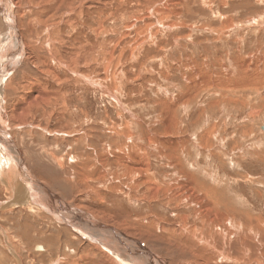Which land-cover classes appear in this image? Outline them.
Listing matches in <instances>:
<instances>
[{
  "label": "bare ground",
  "instance_id": "6f19581e",
  "mask_svg": "<svg viewBox=\"0 0 264 264\" xmlns=\"http://www.w3.org/2000/svg\"><path fill=\"white\" fill-rule=\"evenodd\" d=\"M24 1L26 2L25 6L22 7L19 5L20 3H18L19 0H0V23L5 25L6 28L4 32L0 31V184L4 185L7 190L5 191L11 195V203L5 206L0 205V209L10 208L9 206H24L30 209L33 205L38 206L40 207L39 209L42 210L43 208V210L48 212L59 222L71 224L78 233L84 235L86 238L91 236L92 239L90 240L98 243L100 247L102 246L105 249H109L112 248V246H109L112 244L114 248V245L118 243V246L120 245L123 254L126 256L125 259V257L115 254L116 252H120L119 250L114 249L110 251L109 249L107 251L110 256L90 255L83 257L82 262L84 264H167L166 262L168 259H173L176 256L180 258L181 264H264V218L261 215L253 216L249 213H241L244 217L242 220H238V211H236L234 207H231L229 203L224 202L221 198V192L218 191V196V193L215 192L214 189H211V186H206L193 174L187 172L186 169H180L177 171V174L174 173L176 176L172 184V178H168L170 176L156 174L151 167L152 161L156 159L165 161L167 165L173 164L181 168L182 164L175 154L179 150L186 151V145H184L185 143L181 140L182 138L179 141L173 138L170 141L164 142L163 138L150 131V125L143 126L139 118L129 111L121 100L124 94L123 85L126 82V78L125 73L121 72L120 67L119 69L116 67L117 64H115V62L117 63V61L119 62L120 59H122L124 48L120 49V51L117 50L120 48L119 46L124 36L129 34L137 21L143 22L142 27L137 29L136 27L133 28L136 30L137 34L138 32L153 31V36L151 34H144V39L138 37L135 41L140 39V43H142H139V45H142L143 42H148L149 39H153L152 37L160 33L158 32L159 30L161 32H169L172 31L173 28L181 27V25L176 22V19L179 20L178 18L182 17L183 9L186 6L184 2L181 0H162L163 3H151L150 7L148 6L149 8L146 9V12L144 13L143 11L144 14L131 18L129 22H124V27H122L123 34L120 35L116 41H113L114 44L112 46H109L108 42H106L107 45L104 42L103 45L100 44L101 46H98L97 50L94 47L92 49L93 52H91L93 46L88 42H86L85 45L81 43H71L72 36L71 34L63 35L62 25L69 27L73 26V23L77 21L76 17H81L85 4L93 0H47L48 2H45L46 0H41L36 10L33 4H37V0ZM108 5L112 7V4ZM120 7L121 6H119V8ZM50 13L52 15H50ZM119 16L122 17L124 14H120ZM154 17H158L160 20H155ZM170 17L176 18L175 21L169 20L166 22ZM43 18H45V21ZM20 23L23 24V29H21ZM227 23L230 24V20ZM39 26H44L43 32H45V34L42 37H40V31L42 29L39 30ZM77 27L78 25L74 26L72 35L75 33ZM102 30L103 23H100L97 29L93 30L96 37ZM216 33H219V31H216ZM105 34H108V31ZM183 39L187 42L189 41V37L187 36ZM173 40V42L177 43L180 38L173 37ZM152 41L150 42L153 43L154 41ZM155 44L157 45V43ZM64 47L70 50L76 47L78 51L71 53L70 56L65 55L63 52L64 50H62ZM85 47H90V53H88L85 58L78 59L79 53ZM134 50L135 47L130 49L131 58H134V54H136ZM181 52H183L182 56L170 58L173 68L179 70V74L183 81L182 89L179 88L180 86L177 87L176 84H172L173 88L181 91L180 95H176V97L171 95L164 100H159L160 102L158 104L161 111L160 115L156 117L155 123L163 125L165 131H170L172 128L176 127V111L179 108L185 110L189 108L193 99L199 95L198 93H202L205 86H207L206 83H204L208 78V73H206L207 69H205L207 66H205L203 62L205 58L196 57L195 59L192 53L186 51L185 47H183ZM116 53L117 56H115ZM101 59H103V62H101L103 65L99 61ZM218 60L219 58L213 59L214 63L212 64L216 66L219 64ZM227 60L230 61L229 58H227ZM91 61L102 67L105 76L110 74L112 83H107L103 80L98 82L96 78H90L91 76L84 75L79 71L81 65L86 68L87 64ZM88 65L90 66V64ZM250 66L251 65L247 62L245 65L241 66L242 68L240 65H235L232 66L229 71L227 67L225 68L222 66L223 70L220 69V71H224L228 73V75L231 73L232 75L237 74L236 76L239 77L242 71H246ZM114 67L118 70L117 72L114 71V74H111L112 71L110 72V70L112 68L114 69ZM32 71L35 74H39L38 76L43 75L51 78L54 84L60 87V90L69 85L68 82H64L65 80H60L59 71H65V75L70 77L69 81L72 80L70 84L75 86L79 84L81 90H83L82 88H86V91L98 90L102 92L104 95H107L113 101L114 106L116 105L120 112H122L116 113V118L120 119L121 122L104 118L103 122L108 126L105 127L104 125L98 128L99 131L93 134V131L95 132L96 130L84 124L87 123L88 116L86 113L81 112L83 119L79 123L84 124V126H78L77 120L75 121L71 116L76 114H71L66 109L68 101L65 98V94H61L62 92H46L47 90L36 82L37 78H35V76V79H30V76L28 77L26 75L27 72ZM13 72H16V74L10 77ZM160 75L165 82L170 78L167 72ZM214 76L212 77H214L213 79L215 80L214 82L209 80L210 83H212L209 84V86L214 91L219 90L221 94V91H226V87L223 85L224 83L221 84V82H219L217 73H215ZM28 80H32L31 82H33L31 84L28 83L30 89L27 88L28 84L27 86L20 85L23 81ZM253 80L251 81L252 84L254 82ZM247 81H249V79ZM197 85L198 88L196 87ZM241 85L243 84L241 83ZM111 86L114 87V90H111L113 89L110 88ZM191 86H195L196 88L194 87L192 91H189ZM169 87H171L170 84ZM25 88L31 90V92L28 94H20L21 90ZM246 88H248V86ZM213 90L211 93L214 92ZM241 90L240 92H242ZM164 91H166V89ZM215 103L216 102H211L210 105L207 104L211 108ZM229 107H231V105ZM199 112L201 113V111ZM257 112L255 111V113ZM37 114H40L42 117H47L49 121L52 119H65L66 125L62 126V129L67 130V132L62 130L52 133L50 129L36 125L35 117ZM125 116L129 117L128 122L124 120ZM76 117L78 116L76 115ZM30 119L33 122H29ZM75 125H77V127ZM81 127L84 129L81 130ZM33 132L38 133L41 137L45 136V138L48 136L51 138V135L54 134L58 139L56 144H52L53 146L51 145L49 149L44 145L46 141H43L44 143L42 142L43 144L39 147L38 145H35V147L38 149L37 154H39V156L53 162V165L56 167L54 171L58 173L59 176L64 177L68 175L73 178L75 174L82 179L83 184H86L88 180H94L97 182V185L94 188H90V191L94 194L92 195L101 200L102 203L104 200L100 195V191L104 188L114 192V194H124L130 200L140 199L141 201L151 203L160 200V203L167 208L169 207V209L171 208L172 212H175L173 216L174 222L163 221V219H158L153 214L144 213L140 220L125 218L124 222L119 225L113 218L108 219L107 216L101 213L96 212L88 214V212L85 213V210V212H82V210L78 208L69 207L62 199L60 200L57 195H52V193H50L51 190L49 191L45 185V188H43L41 184L33 178L34 176L36 178L38 177V175L33 172L34 170L32 171L34 165L31 167L25 165L26 161L21 154L22 152L18 145L19 142L16 143L15 141V135L16 133L19 134V139L23 141V139H25L24 136L29 139L32 137L31 134ZM216 133L218 132L215 130V126H213L206 129L198 138L195 137L196 143L199 144L202 152H204L205 149H212L214 145L212 138L216 136ZM1 135L3 137L4 135H8L10 139H2ZM43 138L44 137H42V140ZM186 138L185 140L187 141ZM60 142H69L67 143L68 145L63 146L67 149V153H62L61 156H59L61 152H57L59 148H61ZM37 143L40 144L39 142ZM192 143H195V141ZM22 145L25 146L24 144ZM193 147L197 150L200 149L196 145H193ZM197 150L195 151L198 153ZM37 154H35V156ZM66 154L71 156L70 159L68 158L69 160L67 159L69 164L67 162H65L67 163L65 164L61 160H65L64 156ZM109 159L113 162L111 164L116 165L112 173H109V169L112 167L111 164L110 167L107 163ZM107 168L108 171L106 172L105 170ZM170 169L173 168L170 167ZM37 172L40 173V171ZM46 173L48 174L49 172L46 171ZM46 173H43L45 178L48 177ZM71 178H63L64 180L61 182L65 185L70 184L72 188H74ZM46 185L55 189L57 182ZM141 188H144L146 192H140ZM81 189L78 188L77 191L82 192ZM40 190L50 196L48 201L41 202L42 200H38L39 197L37 193L41 192ZM125 190H128V192H123ZM181 210H185L186 213H183L184 211L181 212ZM246 219H252L253 221L243 222ZM127 224L136 225L148 233L141 236L128 235L127 232L121 230L123 227H126ZM0 232L6 235L1 228ZM5 237H8V235ZM149 241L157 243L162 250H158L159 248L151 249L148 246ZM154 250L158 251L154 252ZM162 251L163 254H161ZM175 264H177V261Z\"/></svg>",
  "mask_w": 264,
  "mask_h": 264
},
{
  "label": "rangeland",
  "instance_id": "374dc122",
  "mask_svg": "<svg viewBox=\"0 0 264 264\" xmlns=\"http://www.w3.org/2000/svg\"><path fill=\"white\" fill-rule=\"evenodd\" d=\"M40 1L41 0H37V4H33L35 6V10L40 5ZM181 1H183L186 6L183 9V14L181 15L182 17L178 18L180 21L174 17H170L166 20L167 22L169 20L175 21L176 19V22L181 25V27L179 26L177 28H173V30L169 32H161L159 30L158 32L160 33H157L156 36L152 37L153 39H149L148 42H143L144 45H139L140 39H144L145 35L147 34H151L153 36V31H144L142 32L143 34L141 32H138V35L136 33V30L133 28L136 27L137 29L142 27L143 22L137 21L135 23L136 25L130 30L129 34L124 36L123 40L120 43V48L117 50L120 51V49L124 48L122 59H120L119 62L117 61V63L115 62V64H117L116 67L118 69L119 67L121 68V72L125 73L126 78V82L124 83L125 86L123 85L124 94L121 100L124 103V106L139 118L143 126L150 125V131L163 138L164 142L170 141L173 138L179 141L182 138L181 140H183V142L185 143L184 145H186V151L179 150L177 151V153L175 152V156L182 164L181 168L174 166L173 164L167 165L165 161H159L156 159L151 163L152 170L155 171L156 174L170 176L168 178H172V184V182L175 181V174H177V171H179L180 169H186L187 172L193 174L206 186H211V189H214V191L218 193V196L219 192H221V198L224 200V202L229 203L231 207H234L236 211H238V220H242L244 217L241 215V213H249L253 216L261 215L264 218V132L260 131V127L264 124V0ZM45 2L48 1L46 0ZM18 3H20L19 5L24 7L26 2L24 0H19ZM151 3L158 4L163 2L162 0L89 1L85 4L81 17H76L77 21L73 23L74 25L71 26L72 28L62 25V33L63 35L71 34V43H81L82 45H85V43L88 42L93 46L91 50L94 47L97 50L98 46H101L100 44L103 45L104 42L106 45V42H108L109 46H112L114 44L113 41H116L119 36L123 34L122 27H124V22H129L131 18L144 14L146 12V9L150 7ZM108 4H112V7H110ZM118 5L121 7L119 8ZM120 14H124V16H122L123 18L119 16ZM50 15L52 14L50 13ZM154 18L155 20H160L158 17ZM43 20L45 21V18H43ZM229 20L231 22L230 24L227 23L229 22ZM100 23H103V30L99 33V35L97 34L98 36L96 37L93 30L97 29L98 24ZM76 25H78V27L75 30V33H73L72 35L73 28ZM20 26L21 29L24 28L22 23H20ZM38 29H42L40 31V37H42L45 34V32H43L44 26H39ZM5 30V25H2L0 23V31L4 32ZM215 30L219 31V33H216ZM107 31L108 34H105ZM186 36L189 37L188 42L183 39ZM138 37L140 38L138 39L139 42L135 41ZM173 37H178L180 38V40L175 43L173 42ZM152 40L154 42L156 41L155 43H157V45ZM150 41H152L153 43H151ZM176 45L178 48L176 47ZM182 46L185 47L186 51L192 53L195 59L196 57L205 58L203 62L205 63V66H207L205 69H207V81L209 83L207 81L204 82L207 86H205L202 93H198L199 95H197V97L193 99V101L189 105L190 107L188 106L189 108H187L186 110L183 108H179L176 111V127L172 128L170 131H165L163 125H161L160 123H155L156 117L160 115L161 111L158 104L160 102L159 100H164L171 95L175 97L176 95H180L181 91L173 88L172 84H176L177 87L180 86L179 88L182 89L183 81L179 74V70L173 68V64L170 58L182 56ZM130 47H135L134 51L138 55V57L136 54H134V58H131ZM76 49V47L73 50L64 47L62 50H64L63 52L65 55L70 56L71 53L78 51ZM91 52H93V50ZM88 53H90V47H85L79 53L80 55L78 56V59L85 58ZM226 54L227 58H229L230 61L227 60ZM115 56H117V53ZM130 58L132 60H136L132 61ZM218 58L219 64L214 66L212 64L214 63L213 59ZM99 61L101 63L103 62V59ZM247 62L251 65L250 68L247 69L248 71H242L239 77L236 76L237 74L232 75L231 73L228 75V73L220 71V69L223 70L222 66H224L225 68L227 67L229 71L232 66L240 65L241 67ZM88 64H90L91 67ZM88 64L86 68H84L85 66L81 65L79 71L84 75L91 76L90 78H96L98 82H101V80H103L107 83H112L110 80V74L105 76L102 67L94 64L92 61ZM116 67L110 70V72L112 71L111 74L114 71L117 72L118 69L116 70ZM33 71L27 72L26 75L28 77L30 76V79L37 78L36 82L42 85L44 89L47 90L46 92H62L61 94H65V98L68 101L66 109L71 114L75 113L78 116L76 117V115H71L75 121L77 120L78 126H84V124L89 125V127H93L96 130L95 132L93 131V134H95L99 131L98 128L104 125L105 127L108 126L107 124H105V122H103L104 118H108L107 120L110 119L112 121H120V119L116 118V113H119L120 110L116 105L114 106L113 101L102 92L98 90L86 91V88H82L83 90H81L79 84L78 86L70 84L72 83V80L69 81L70 77H68V75H65V71H59L60 80H65L64 82H68L69 85L61 88L60 90V87L56 86L51 78L43 75H40V77L38 76L39 74H35ZM225 71L228 72L227 70ZM166 72L170 75V78L167 80V82L163 81L160 75ZM214 72L217 73L219 82H221V84L224 83L223 85L226 87V91H221V94L219 93V90L214 91L209 86V84H212L210 83V81L214 82L215 80L213 79L214 77H216L214 76ZM15 74L16 72H13L12 76L10 77H13ZM248 79L249 81H247ZM252 80L254 81L253 84L251 82ZM28 81H23L22 83H20V85L27 86L28 83H33L31 82L32 80L30 82ZM168 83L171 87H169ZM241 83L243 85H241ZM29 84L27 88H29ZM247 86L248 88H246ZM194 87L195 86H191L189 91H192ZM196 87L198 88V85ZM27 88L21 90L20 94H28L29 92H31V90H29L30 88L28 90ZM110 88H113L111 90H114L113 86H111ZM163 89H166V91H164ZM212 90L215 93H211ZM240 90L242 92H240ZM223 93H225L226 95ZM211 102H216L217 104L215 103V105L210 108L208 104L210 105ZM230 105L231 107H229ZM199 111H201V113ZM255 111L258 112L255 113ZM81 112L87 114V123H79L83 119ZM41 117L42 116H40V114L36 115V125L43 128H48L52 133L64 130L62 129V126L66 125L65 119H52L51 121H49L47 117ZM127 117L128 116H125L124 120L128 122L129 117ZM29 122L33 121L30 119ZM77 125L75 126L77 127ZM212 125L215 126V130L218 132L216 133V136L212 138L214 145L212 149H205V151L202 152L199 144L196 143L195 137L198 138V136L201 135L206 129L213 127ZM82 129L84 128L81 127V130ZM64 131L67 132V130ZM31 135L34 138L30 137L29 139H27L26 136H24L26 141L25 139L21 141L18 137L19 134L16 133L15 135V141L16 143L19 142L18 145L20 151L22 152L21 154L26 161L25 165L27 167H31L32 165H34V169L32 167V171L34 170L33 172L36 173L38 177L36 178L34 176L33 178L39 184H41L43 188H45V185L46 188L49 189V191L51 190L50 193H52V195H57V197L60 198V200L62 199V201L69 207L78 208L82 210V212H88V214H93L96 212L101 213L102 215L107 216L108 219L113 218V220H115V222L119 225L124 222L125 218L140 220L144 213L153 214L156 218L161 220L163 219V221L166 220L169 222H174L173 216L175 212H172L171 208L169 209V207L167 208L162 203H160V200L154 201L152 203L141 201L140 199L130 200L124 194H114V192L108 191L107 188H104L100 191V195L104 200V202L102 203L101 200L93 196L94 194L90 191V188H94L97 185V182H95L94 180H88L86 184H83L82 179L75 174L73 178L69 177L68 175L64 177L59 176V174L54 171L56 167L53 165V162H50L37 154L38 149L37 147H35V145H38L39 147L46 141L44 145L49 149L52 144H56L58 139L54 134L51 135V138L50 136H48L49 138H45V136H42L44 137L43 140L42 137L38 135V133L33 132ZM1 138L7 140L10 139L8 135H4V137L1 135ZM185 138L187 139V141L185 140ZM193 140L196 144L192 143L194 142ZM37 142H39L40 144H38ZM60 143L61 148H59V150L57 151L61 152L59 156H61L62 153H67V149L63 146L68 145L67 143L69 142ZM22 144H24L25 146H23ZM193 145L198 146L200 149L197 150L193 147ZM31 148L37 150L34 151ZM195 150H197L198 153ZM35 154L37 155L35 156ZM70 157L71 156H68L66 154L64 156L65 160H61L62 162H67L69 164L68 160L70 159ZM107 163L110 167L112 165V169H109V173H112L115 170L116 165L111 164L113 163L111 159H109ZM169 166L173 169H170ZM37 171H40V173ZM46 171L49 173L47 174ZM105 171L107 172L108 168ZM43 173H46L48 177L45 178V175ZM66 177L72 179L70 180L74 188H72L70 184L65 185L63 182H61L62 180H64L63 178L68 179ZM53 182H57L55 189H52L51 187H48L46 185L52 184ZM78 188H82V192H78ZM5 190L6 187L0 184V205L2 206L11 203V195L6 192L7 190ZM42 190H40L41 192L37 193L39 197L38 200H42L41 202L48 201L50 199V196ZM123 192H128V190H125ZM140 192L146 191L144 190V188H141ZM69 203L72 204L70 205ZM9 207L10 208L7 209H0V228L6 235H8V237H5L6 235H3L0 232V264H84L82 262L83 257H87L90 255L110 256L107 251L109 249L110 251L114 249L119 250L120 252H116L115 254H119L126 259V256L123 254L120 245L118 246V243L114 245V248L112 244L109 245L110 247L112 246V248L105 249L102 246L101 248L98 243L90 240L92 239L91 236L86 238L84 235L78 233L71 226V224L59 222L48 212L43 210V208L41 210L39 209L40 207L35 205L31 206L30 209L24 206ZM181 212L186 213L185 210H181ZM250 220L246 219L243 222L246 223ZM130 229H132L133 231ZM121 230L127 232L128 235L135 236H141L148 233H146L145 230L140 229L138 226L131 224H127L126 227H123ZM142 232L145 233L143 234ZM37 246H41L42 250L36 251L35 248ZM148 246L151 249L159 248L158 250H162V248H160V246L153 241H149ZM157 251L154 250V252ZM161 254H163V251L161 252ZM175 258L168 259L166 263L175 264L177 261V264H181L180 258H177V256Z\"/></svg>",
  "mask_w": 264,
  "mask_h": 264
},
{
  "label": "water",
  "instance_id": "95a60500",
  "mask_svg": "<svg viewBox=\"0 0 264 264\" xmlns=\"http://www.w3.org/2000/svg\"><path fill=\"white\" fill-rule=\"evenodd\" d=\"M260 130L262 131V132H264V124L260 127ZM35 250L37 251V250H42V247L41 246H37L36 248H35Z\"/></svg>",
  "mask_w": 264,
  "mask_h": 264
}]
</instances>
